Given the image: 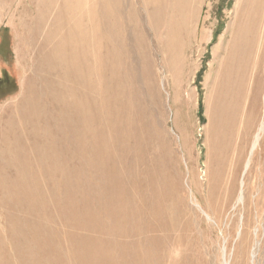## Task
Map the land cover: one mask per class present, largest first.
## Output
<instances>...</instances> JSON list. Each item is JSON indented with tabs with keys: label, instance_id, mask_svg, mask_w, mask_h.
<instances>
[{
	"label": "rangeland",
	"instance_id": "374dc122",
	"mask_svg": "<svg viewBox=\"0 0 264 264\" xmlns=\"http://www.w3.org/2000/svg\"><path fill=\"white\" fill-rule=\"evenodd\" d=\"M246 8L0 0V264H264L261 146L244 175L252 133L220 173L237 88L226 52ZM103 12L127 22L121 40L99 37ZM259 33L264 69V16Z\"/></svg>",
	"mask_w": 264,
	"mask_h": 264
},
{
	"label": "bare ground",
	"instance_id": "6f19581e",
	"mask_svg": "<svg viewBox=\"0 0 264 264\" xmlns=\"http://www.w3.org/2000/svg\"><path fill=\"white\" fill-rule=\"evenodd\" d=\"M119 3L121 2H118L117 4ZM246 7H247L246 13L244 15L243 21L237 27L236 40L233 44L229 46L226 52V55H227V63H226L227 65L226 66L228 67L230 74H231V79H232L231 82H233V85L235 84L237 88H236V92L234 91L235 95L233 98V107L231 109V116H230L231 123H232L231 132L229 133L230 140L228 141L227 144L223 142L222 146L219 149V154L222 153V155L224 156V160L222 161L225 167L220 171V173H222V176L224 175L223 177H225V174H227V169L230 168L231 170L232 167L235 165V163H237L239 159V154L242 153V146L244 145L245 140L250 137L251 133L253 134V141H252V145L250 148V155H249V158L247 159L246 166L244 169V175L246 174V171L248 170L251 164L252 155L254 154L258 145L261 146V154H262V158H264V141L262 142V138L264 139V77H263L264 69L262 66L261 57L258 52L259 51L258 39L260 35L259 32H260L261 23H262L263 16H264L263 15L264 0H246ZM91 14H92V17L94 18L98 16L97 12H91ZM119 14L120 12L117 13V15ZM103 16L105 18V21L102 19H99L101 29H102L101 33L99 34V37L103 39L115 38L117 40H121L123 38V32L126 30L128 26L127 22L125 21L124 24L121 23V25L117 27L115 26L116 25L115 22H114L115 24L114 26L112 25L113 22H109L110 16L107 12H103ZM247 19L249 20L247 21ZM119 20L120 19H118V21ZM86 31L80 32L78 30V27L75 26V33L72 36L73 42L77 44L82 41H87L85 43L86 45H89L90 40L92 39V34ZM97 44L98 43H96V47H97ZM107 57L111 59H115L116 52H114L113 50L108 51ZM75 66H76L77 71H80V55H79L78 50L75 53ZM250 73L252 76V80L250 79L251 80L250 84H252L253 86V89L252 88L251 89L254 90L256 93V97H255L256 100L255 101L253 100V101L259 102L258 98L260 97L262 100V104H263V108H262L263 114H261L262 117L257 126L255 125V122L257 121V118L259 119L258 108L256 111L252 113L250 112L251 118L249 121L248 119L249 113L247 111L248 109H246L245 107L246 106L245 105L246 92H247ZM120 81L121 80H118V83H120ZM118 91H119L118 89H115L114 91L115 95L118 94ZM228 104H227V108H228ZM254 109H256V107ZM253 118H255V120ZM252 120L254 123L253 126L251 125ZM221 131L222 130H218V137L220 140L223 141V136H222L223 134L222 135L220 134ZM234 171L235 170L233 169V174H235ZM244 182L245 181L243 179L242 181L243 186H244ZM243 190H241L239 200H243V197H244ZM224 264H229V261L225 258H224Z\"/></svg>",
	"mask_w": 264,
	"mask_h": 264
}]
</instances>
